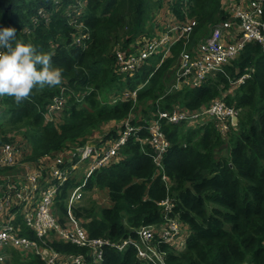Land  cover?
<instances>
[{
    "label": "trees",
    "instance_id": "1",
    "mask_svg": "<svg viewBox=\"0 0 264 264\" xmlns=\"http://www.w3.org/2000/svg\"><path fill=\"white\" fill-rule=\"evenodd\" d=\"M220 4L221 0H0V27H14L18 40L40 52H54L52 66L64 70L61 85L34 89L19 106L10 97H0V140L24 144L30 150L28 160L70 145L83 146L109 121L118 122L121 130L135 103L152 101L148 116L174 107L196 110L215 99L236 110V121L226 132L212 121L194 126L162 122L168 147L160 166L152 159V148L140 143L144 129L129 137L118 161L86 179V192L106 190L110 199L109 205L98 207L91 196L90 207L77 210L89 237L112 243L136 238V228L165 222L160 201L168 196L176 204L171 215L181 223L182 245L160 242L166 264H264V47L248 42L199 85L169 90L167 73L181 52L228 17ZM165 5L176 19H195L191 43L175 42L157 68L160 53L132 76L115 71L114 48L126 47L143 34L153 35L155 15ZM75 15L85 29L70 23ZM142 82L135 100H109L108 94L117 96ZM60 96L64 100L59 115L49 121L46 108ZM115 135L111 129L106 137ZM66 211L65 206L63 218ZM16 224L22 226L21 235L34 238L20 219ZM52 246L84 254L83 247L62 240H52ZM9 255L10 264H44L35 254L23 257L11 249ZM101 264L145 262L128 245L122 250L105 247Z\"/></svg>",
    "mask_w": 264,
    "mask_h": 264
},
{
    "label": "built area",
    "instance_id": "2",
    "mask_svg": "<svg viewBox=\"0 0 264 264\" xmlns=\"http://www.w3.org/2000/svg\"><path fill=\"white\" fill-rule=\"evenodd\" d=\"M225 9L228 11L225 20L210 28L208 35L193 47L181 52L169 90L199 85L236 57L248 42L256 41L264 47V0L227 1ZM195 25L193 18L177 21L157 38L142 35L126 47H115L114 70L132 76L149 57L159 53L161 63L170 54L175 42L185 39L187 44ZM140 86L133 90H121L112 97L111 102L135 100ZM62 98H54L52 104L47 106L46 117L49 121L59 115ZM235 115L236 110L225 105L221 99H215L196 110L179 107L157 110L145 119L133 120L128 115L121 130L118 127L116 135L109 141L73 146L38 160L27 159L30 150L24 144L0 140V264H10L11 249L18 250L23 257L35 254L44 264H101L105 247L122 250L128 245L136 248L138 257L145 264H166L165 253L159 248L160 242H171L177 248L182 245L181 223L178 216L171 215L176 205L172 198L167 196L160 201L164 208V223L140 226L135 230L136 238L127 237L116 243L100 237H89L76 222L68 225L59 223L55 205L62 200H67L71 206L79 201L85 191L86 179L97 169L118 161L120 148L129 137L138 136L140 129L146 131V136L139 139L140 143L152 148V159L160 166L168 147L162 122L196 125L212 121L219 131L226 132L234 123ZM85 160L88 163L83 166ZM76 168L81 170L79 176L74 174ZM162 179L167 181L164 174ZM63 190L66 192L61 198ZM19 219L25 229L32 231L34 238L21 235L22 226L16 224ZM49 237L81 246L84 254L56 250L52 240L47 241Z\"/></svg>",
    "mask_w": 264,
    "mask_h": 264
},
{
    "label": "clouds",
    "instance_id": "3",
    "mask_svg": "<svg viewBox=\"0 0 264 264\" xmlns=\"http://www.w3.org/2000/svg\"><path fill=\"white\" fill-rule=\"evenodd\" d=\"M16 33L14 27H0V97H10L19 106L34 89L61 85L64 70L52 66L54 52H40Z\"/></svg>",
    "mask_w": 264,
    "mask_h": 264
},
{
    "label": "rangeland",
    "instance_id": "4",
    "mask_svg": "<svg viewBox=\"0 0 264 264\" xmlns=\"http://www.w3.org/2000/svg\"><path fill=\"white\" fill-rule=\"evenodd\" d=\"M77 4L79 5L78 2H77ZM83 6H84L83 2L80 3V6H79L80 8H79L78 13H80V10H81V8ZM164 13H165V10L162 9L157 14V17H159L160 15H162ZM76 16L77 15H75L73 17V19L70 21V23L75 28L78 27L80 29H85L84 25L82 23H79V21L76 18ZM188 41L191 43L190 34L188 36ZM130 43H133V41L130 42ZM159 64L160 63L156 64L155 68H157L159 66ZM177 69H178V61L175 62V64H173V66L171 68V71L169 70L168 73H167L168 76L169 75L171 76L170 86H172V84L174 82V77H175V73H176ZM141 85H144V82H142ZM108 97H109V100H111L112 97H113V94L112 93L108 94ZM158 101H159V99H157L155 102L158 104ZM150 104H152V101H150V100L146 101L145 103H135L132 112L129 114V117L131 119H133V120H135L137 118L145 119L146 115L148 116V113L152 110L150 108ZM145 111H148V112L146 113ZM46 119H48V118L46 117ZM187 125L194 126V125H191V124H187ZM3 126H4V124L2 123L0 128H2ZM118 127H119L118 126V122H116L115 120L103 123L99 127V129H97L96 131H94L92 133L90 138H88L87 142H89V143H94L95 141L99 142V143L100 142H104L107 139V137H106L107 132H109L111 129L113 131H116ZM12 132L13 131L9 132L7 135L11 134ZM96 139H99V140H96ZM87 163H88V160H85V161L82 162V165L85 166ZM165 182L168 183L167 181H165ZM91 196H92V199L94 200V202L97 204L98 207H104V206H107V205L110 204V199L108 197V193H107L106 190H93L92 192H87V194L85 192H83L82 198L79 200V202L77 204H74V205L71 206L70 204H68V201L67 202H60L62 205L67 207L68 211H70V213H68L66 211V217L65 218H63L61 216V210L63 209L64 206H61V208H60V206L58 207L57 204L55 205L56 215L58 216V218L60 220L59 223H61L63 225H68V224H72L73 222H76V223H78L81 226L80 223H82L83 214L82 215H77L76 212H77V210L83 209L85 206L86 207H90V205H89V200L90 199L89 198ZM51 240H54V238L53 237H49L47 239V241H51Z\"/></svg>",
    "mask_w": 264,
    "mask_h": 264
},
{
    "label": "crops",
    "instance_id": "5",
    "mask_svg": "<svg viewBox=\"0 0 264 264\" xmlns=\"http://www.w3.org/2000/svg\"><path fill=\"white\" fill-rule=\"evenodd\" d=\"M227 1H238V0H221V8L224 9L225 13L228 14V11L227 9H225V4ZM246 1V0H245ZM165 10V13L160 15L159 17H157V14L161 11V10ZM189 20L188 18L184 19V20H180V19H176L174 15L171 14L170 10L168 9L167 5L163 6L155 15V18H154V29H153V35H151L150 37H159L162 33L164 32H167L168 30H170L174 24L177 22V21H181V22H184V21H187ZM219 23V22H218ZM144 35V34H143ZM142 36V35H141ZM145 36H148L149 37V34L148 35H145ZM138 38V37H136ZM135 38V39H136ZM160 63V61L158 62ZM236 120V119H235ZM111 138H108L104 141H109ZM96 140H99V139H96ZM86 143H89V142H86ZM94 143H99V142H94ZM102 143V142H100ZM68 147H72V145L68 146ZM66 150H68V148H66ZM55 154V153H53ZM81 173V170L80 168H76L75 171H74V174L75 176H79ZM93 190H98L96 188H94ZM87 191V190H86ZM86 191H84L85 193H87ZM62 202H67V200L63 201ZM79 201L75 202L74 204H77ZM67 204V203H66ZM65 207V206H64ZM67 208V207H66ZM67 212L70 213V211H68L67 209Z\"/></svg>",
    "mask_w": 264,
    "mask_h": 264
},
{
    "label": "water",
    "instance_id": "6",
    "mask_svg": "<svg viewBox=\"0 0 264 264\" xmlns=\"http://www.w3.org/2000/svg\"><path fill=\"white\" fill-rule=\"evenodd\" d=\"M236 120H234V122H235Z\"/></svg>",
    "mask_w": 264,
    "mask_h": 264
}]
</instances>
